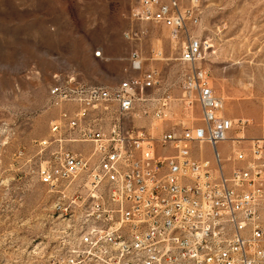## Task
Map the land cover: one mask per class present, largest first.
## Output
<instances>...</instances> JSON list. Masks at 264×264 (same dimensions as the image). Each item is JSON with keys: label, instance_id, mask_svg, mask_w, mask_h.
<instances>
[{"label": "built area", "instance_id": "2783aa9c", "mask_svg": "<svg viewBox=\"0 0 264 264\" xmlns=\"http://www.w3.org/2000/svg\"><path fill=\"white\" fill-rule=\"evenodd\" d=\"M198 7L139 0L131 12L136 24L165 27L181 44L182 102L200 117L179 131L154 139L131 124L138 101L156 105L157 120L168 114L169 96H149L162 84L156 69L116 88L55 77L49 97L58 115L48 137L33 143L37 178L55 199L45 264H264V138L246 148L231 139L247 122L225 117L210 86L202 64L211 46L189 29ZM131 63L142 71L141 52Z\"/></svg>", "mask_w": 264, "mask_h": 264}, {"label": "rangeland", "instance_id": "374dc122", "mask_svg": "<svg viewBox=\"0 0 264 264\" xmlns=\"http://www.w3.org/2000/svg\"><path fill=\"white\" fill-rule=\"evenodd\" d=\"M138 1L0 0V264H45L53 247L55 199L37 178L33 143L48 137L58 115L49 97L55 77L116 88L156 69L162 84L149 96H169L168 114L157 120L156 105L138 101L131 124L157 139L200 117L182 102L180 42L165 27L133 22ZM196 16L189 29L211 46L202 66L225 117L247 122L231 134L246 148L264 138V0H199ZM132 29L145 33L141 42L126 38ZM134 51L142 54V71L132 68ZM231 145L220 152L227 155Z\"/></svg>", "mask_w": 264, "mask_h": 264}, {"label": "crops", "instance_id": "0c3cea01", "mask_svg": "<svg viewBox=\"0 0 264 264\" xmlns=\"http://www.w3.org/2000/svg\"><path fill=\"white\" fill-rule=\"evenodd\" d=\"M223 145V144H222Z\"/></svg>", "mask_w": 264, "mask_h": 264}]
</instances>
